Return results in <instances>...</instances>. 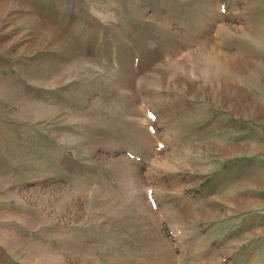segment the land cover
Masks as SVG:
<instances>
[{
	"label": "rangeland",
	"instance_id": "374dc122",
	"mask_svg": "<svg viewBox=\"0 0 264 264\" xmlns=\"http://www.w3.org/2000/svg\"><path fill=\"white\" fill-rule=\"evenodd\" d=\"M0 264H264V0H0Z\"/></svg>",
	"mask_w": 264,
	"mask_h": 264
}]
</instances>
